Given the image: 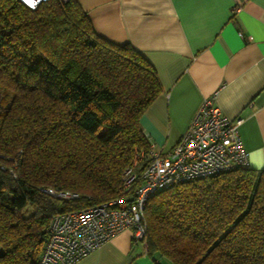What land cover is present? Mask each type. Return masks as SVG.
Segmentation results:
<instances>
[{"label": "trees", "instance_id": "trees-1", "mask_svg": "<svg viewBox=\"0 0 264 264\" xmlns=\"http://www.w3.org/2000/svg\"><path fill=\"white\" fill-rule=\"evenodd\" d=\"M160 92L151 63L98 35L77 0H0V264H38L54 214L124 193ZM144 218L148 254L169 264H264V169L162 189Z\"/></svg>", "mask_w": 264, "mask_h": 264}, {"label": "crops", "instance_id": "crops-1", "mask_svg": "<svg viewBox=\"0 0 264 264\" xmlns=\"http://www.w3.org/2000/svg\"><path fill=\"white\" fill-rule=\"evenodd\" d=\"M95 31L129 43L155 69L160 94L140 117L150 144L167 153L202 101L241 118L247 167L264 169V0H77ZM74 264H169L123 230Z\"/></svg>", "mask_w": 264, "mask_h": 264}, {"label": "built area", "instance_id": "built-area-1", "mask_svg": "<svg viewBox=\"0 0 264 264\" xmlns=\"http://www.w3.org/2000/svg\"><path fill=\"white\" fill-rule=\"evenodd\" d=\"M18 1L35 9L47 0ZM241 121L222 115L215 96L205 98L170 151L162 153L150 144L147 152H134V159L123 171L122 195L98 205L54 214L38 264H74L123 230H131L133 241L146 248L144 206L150 197L184 181L247 165L248 155L237 130ZM144 159L146 163L139 174L138 167ZM41 191L56 198L77 197L76 193L52 188Z\"/></svg>", "mask_w": 264, "mask_h": 264}, {"label": "rangeland", "instance_id": "rangeland-1", "mask_svg": "<svg viewBox=\"0 0 264 264\" xmlns=\"http://www.w3.org/2000/svg\"><path fill=\"white\" fill-rule=\"evenodd\" d=\"M156 256H159V255H156Z\"/></svg>", "mask_w": 264, "mask_h": 264}]
</instances>
